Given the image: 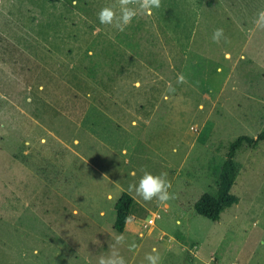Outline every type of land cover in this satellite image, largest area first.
Segmentation results:
<instances>
[{
    "label": "rangeland",
    "instance_id": "obj_1",
    "mask_svg": "<svg viewBox=\"0 0 264 264\" xmlns=\"http://www.w3.org/2000/svg\"><path fill=\"white\" fill-rule=\"evenodd\" d=\"M208 1L161 0L121 32L98 20L118 0H0V264H96L114 246L127 264L153 248L161 264H264V141L237 158L238 203L194 212L228 145L264 129V0ZM142 169L174 198L128 192Z\"/></svg>",
    "mask_w": 264,
    "mask_h": 264
},
{
    "label": "clouds",
    "instance_id": "obj_2",
    "mask_svg": "<svg viewBox=\"0 0 264 264\" xmlns=\"http://www.w3.org/2000/svg\"><path fill=\"white\" fill-rule=\"evenodd\" d=\"M77 0H72V6L76 7ZM161 7V0H118L117 6H105L98 13V20L101 25H110L118 31L123 32L127 26L137 17L138 13L151 16L153 9ZM254 24L257 28L264 29V10L257 13ZM214 43H220L221 40L227 42V37L223 28H216L212 36ZM183 73L177 75V83H186ZM168 92H175V88L169 82ZM143 174L138 181H134L128 185L127 191L134 193L138 198L145 202L153 200L161 204H166L174 198L169 191L171 182L168 179L167 172H161L158 175L142 169ZM135 177V171L130 173ZM126 241L124 234H117L115 237L116 245H123ZM135 243L129 245V249H134ZM145 260L147 264H161V256L156 248L146 254ZM96 264H127V260L120 254L119 250L114 246L107 254L97 258Z\"/></svg>",
    "mask_w": 264,
    "mask_h": 264
},
{
    "label": "trees",
    "instance_id": "obj_3",
    "mask_svg": "<svg viewBox=\"0 0 264 264\" xmlns=\"http://www.w3.org/2000/svg\"><path fill=\"white\" fill-rule=\"evenodd\" d=\"M206 5L211 7L212 0ZM262 141H264V129L255 138L238 136L228 145L225 159L215 171L216 191L214 194L204 193L197 199L194 204L196 215L216 222L226 209L238 203V198L231 193L239 170L237 158L240 153L256 148ZM134 204V199L127 193L123 192L119 195L114 204L115 217L112 228L115 232L121 234L124 231Z\"/></svg>",
    "mask_w": 264,
    "mask_h": 264
}]
</instances>
